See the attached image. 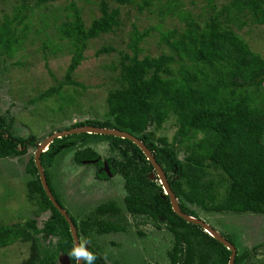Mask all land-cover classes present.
<instances>
[{
    "label": "trees",
    "instance_id": "1",
    "mask_svg": "<svg viewBox=\"0 0 264 264\" xmlns=\"http://www.w3.org/2000/svg\"><path fill=\"white\" fill-rule=\"evenodd\" d=\"M56 1L15 0L10 17L4 15L0 20V64L4 65L1 72H7L6 60L23 50L25 43H38L37 54L42 53L54 85L30 102H49L48 109L53 108L55 98L66 99L72 106L76 93L85 91L74 73L86 60L88 45L114 34L122 24L121 6L133 3L99 0V15L86 27L81 10L74 3L64 8L62 16L58 8L52 7ZM201 1L200 13L195 15V0L189 4L182 0H142L143 8L151 9L152 3L157 4L152 18L162 22L171 18L175 24L166 27L154 20L161 28L154 55L144 49L153 28L139 31L132 25L122 50L103 44L95 56L117 52L119 58L117 64H112L117 67L110 68L118 71V76L117 86L108 90L105 99L107 110L101 119L74 123L63 130L91 125L117 129L139 139L163 169L181 211L189 216L199 219L198 212L264 216V58L253 52L240 34L246 27L264 26V0H228L223 4L218 0ZM60 51L69 54L70 59L62 79L57 80L47 67V58ZM11 64L22 67L24 63L18 60ZM71 87L72 93L68 92ZM57 108L53 111H59ZM171 118L177 126L171 141L165 136L156 137L155 132ZM13 122L12 118L0 116L3 160L26 155L27 142L36 147L34 136L24 139L16 135ZM94 142L107 143L112 156L100 159L88 146ZM63 151L72 152L79 166L100 168L106 161L110 175L102 170L95 173L96 179L108 181L119 175L123 179L125 213L140 219L137 224L151 221L157 230L164 227L171 234V248L165 255L170 264L229 263V250L201 227L173 212L153 167L140 149L129 140L114 136L77 134L55 139L40 156L48 188L70 217L79 241L86 238L91 242L94 235L125 231V216L113 201L97 206L83 217L64 207L49 172ZM24 169L29 176L26 200L33 205L34 216L44 212L50 216L41 228L35 219L12 225L0 223V249L16 243L28 244L29 254L20 264H59L62 256L69 264H75L68 256L74 245L69 226L44 192L33 155ZM213 172L221 175L223 181L216 184ZM220 235L236 249L234 264H245L250 253L241 247L239 235ZM257 246H264V242ZM89 249L101 264L98 251L91 246Z\"/></svg>",
    "mask_w": 264,
    "mask_h": 264
},
{
    "label": "rangeland",
    "instance_id": "2",
    "mask_svg": "<svg viewBox=\"0 0 264 264\" xmlns=\"http://www.w3.org/2000/svg\"><path fill=\"white\" fill-rule=\"evenodd\" d=\"M99 0H58L52 7L58 8L60 15H65L64 8L71 2L81 10L82 21L87 27L93 17L99 15ZM148 1V0H146ZM192 0H182L189 4ZM196 1V9L193 13H200L201 0ZM228 0H218L223 4ZM15 0H0V20L4 15L10 17L11 5ZM116 5V4H115ZM115 5H111L115 7ZM151 9L143 6L142 0H133L128 6H121V26L104 38L92 41L85 51L86 60L74 73L76 81L86 87L85 91L76 93L75 103L70 106L66 99H54L53 108L48 109L50 103H32V100L41 91L54 85V79L48 74L45 61L36 51L39 44L25 43V48L19 50L12 59H7L5 68L7 72L2 73L0 64V116L14 120L16 135L23 137L34 136V143H41L52 131H62L74 123L87 120L101 119L106 112V96L108 90L117 86L116 78L118 71L110 68L117 67L118 53L111 52L109 56H95V52L103 45L112 46L113 49H124L128 31L135 25L139 31L153 28L151 36L146 39L144 49L151 51L158 48L157 39L160 27L152 18L151 12L157 4L152 3ZM140 6V7H139ZM150 7V6H149ZM141 9V11L138 10ZM36 16V15H35ZM36 19V17H34ZM162 22V26H171L175 20L168 19ZM158 30V31H157ZM241 36L247 41L250 49L264 58V26H250L241 31ZM39 49V48H38ZM40 50V49H39ZM63 50H65L63 48ZM47 52V51H46ZM70 56L65 51L58 52L55 56L48 55L47 67L51 70L54 78L62 79L65 69L69 64ZM23 62L22 67L10 65L17 61ZM72 87L68 92L72 93ZM79 90V89H78ZM79 95V96H78ZM61 110V111H60ZM177 126L173 118L156 131V137L165 136L171 141ZM27 145V153L20 159H0V223L12 225L23 223L27 219H35L38 228L50 216L49 212L34 216L33 205L27 203L28 189L26 181L28 177L24 172L25 165L31 155L35 154V147ZM97 152L100 159L104 160L112 156L105 142H94L88 145ZM182 157V156H181ZM58 159V160H57ZM56 159L54 169H49L53 174L55 191L63 200V205L69 212L87 215L97 206L113 201L118 204L125 216V231L117 233L94 235L89 246L98 251L103 264H170L166 258V251L171 248L172 236L163 227L157 230L151 221L146 224H137L140 219L135 220L123 208V179L116 175L108 181H99L95 177L96 168L90 166H79L73 160L72 152H64ZM212 178L217 183L223 178L217 172H213ZM222 178V179H221ZM6 196V197H5ZM65 200V201H64ZM199 219L209 224L214 230L222 235H239L242 248L249 251V257L245 264H264V246H257L264 242V216L250 214H212L199 213ZM141 233V235H140ZM29 254L28 244L16 243L7 248L0 249V264H20ZM59 264H68L66 256H62Z\"/></svg>",
    "mask_w": 264,
    "mask_h": 264
},
{
    "label": "water",
    "instance_id": "3",
    "mask_svg": "<svg viewBox=\"0 0 264 264\" xmlns=\"http://www.w3.org/2000/svg\"><path fill=\"white\" fill-rule=\"evenodd\" d=\"M77 134H95V135L114 136V137H119L121 139H127L130 142H132L133 144H135L140 149V151L143 153L146 160L153 167V170L156 173V177L158 178L159 184L162 186V189L164 191V195H166L169 198L170 205H171L173 212L178 217L185 220L187 223H191V224H194V225L201 227L209 236L214 238L221 245H223L227 250H229L230 251V257H229V263L228 264H234V260L236 257L235 247L229 241H227L224 237H222L220 235V233H218L216 230H214L209 224L205 223L204 221H202L198 218L189 216V215H187L181 211L180 206L178 204V201H177L174 193L172 192V190L169 187V184L167 182V179H166V176H165L163 169L158 165V163L156 162V160L152 156V153L150 152V150L139 139H137L136 137H134V136H132L126 132H123V131H120L117 129L99 128V127H95V126H91V125L90 126H80V127L68 129V130L63 131V132H56V133L51 134L50 136L45 138L44 141L40 145L37 146L36 152L34 154V163H35V166H36L37 171H38V175H39V179H40L42 188H43L44 192L46 193L49 201L52 203V205L55 207V209L62 215V217L67 222L71 236H72V239H73V244L79 241L76 229H75L70 217L66 213V211L64 209H62L61 206L56 202V200L54 199V197L52 196V194L48 188L46 177H45L43 168H42L41 163H40V156H41V153L44 152V149H46L48 147V145L51 142H53L55 139H59V138H62V137L68 136V135H77ZM93 162H95V161H93ZM83 163H86V162H83ZM150 178H153V174L150 175Z\"/></svg>",
    "mask_w": 264,
    "mask_h": 264
},
{
    "label": "clouds",
    "instance_id": "4",
    "mask_svg": "<svg viewBox=\"0 0 264 264\" xmlns=\"http://www.w3.org/2000/svg\"><path fill=\"white\" fill-rule=\"evenodd\" d=\"M41 143L38 142L36 144L35 152H36L37 146L40 145ZM47 148L44 149V152L47 150ZM89 244H90V241L86 238L82 241H78V242L74 243L73 247L71 248L70 252L68 253L69 258L71 260H73L75 262V264H95L98 257L96 254H94L89 249Z\"/></svg>",
    "mask_w": 264,
    "mask_h": 264
},
{
    "label": "flooded vegetation",
    "instance_id": "5",
    "mask_svg": "<svg viewBox=\"0 0 264 264\" xmlns=\"http://www.w3.org/2000/svg\"><path fill=\"white\" fill-rule=\"evenodd\" d=\"M86 126H89V125H86ZM63 131H66V130H62V131H52V133L51 134H53V133H56V132H63ZM51 134H49L48 136H50ZM47 136V137H48ZM68 136H71V135H68ZM46 137V138H47ZM65 137H67V136H65ZM63 138V137H62ZM52 143V142H51ZM83 162H86V163H83ZM82 163L83 164H94V162L93 161H83ZM103 164H104V166H102V167H100V168H98V167H95L96 168V171H95V173H101V171L102 170H105L107 173H108V175H110L109 174V172H108V166H107V163H106V161H103ZM55 168V167H54ZM79 240V239H78ZM97 264H100L99 262H96ZM101 264H103V263H101Z\"/></svg>",
    "mask_w": 264,
    "mask_h": 264
}]
</instances>
